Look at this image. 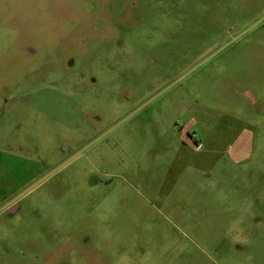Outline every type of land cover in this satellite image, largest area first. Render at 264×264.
Masks as SVG:
<instances>
[{"label": "rangeland", "instance_id": "1", "mask_svg": "<svg viewBox=\"0 0 264 264\" xmlns=\"http://www.w3.org/2000/svg\"><path fill=\"white\" fill-rule=\"evenodd\" d=\"M0 264H264V0H0Z\"/></svg>", "mask_w": 264, "mask_h": 264}]
</instances>
